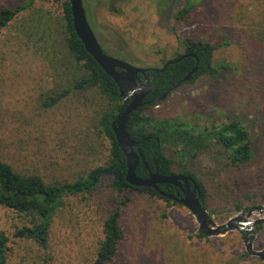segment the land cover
<instances>
[{
  "label": "rangeland",
  "instance_id": "1",
  "mask_svg": "<svg viewBox=\"0 0 264 264\" xmlns=\"http://www.w3.org/2000/svg\"><path fill=\"white\" fill-rule=\"evenodd\" d=\"M63 1L0 0V10L29 4L0 32V161L46 183L82 179L104 167L110 154L100 124L108 102L95 88L73 89L81 73L64 45ZM101 1L85 0L84 8L100 46L135 67L160 69L190 40H229L213 53V66L228 70L179 86L144 115L196 128L239 121L252 142L251 163L229 169L211 150L199 160L201 169L191 170L215 227L237 217L264 220V0H202L197 7L203 19L183 22L172 17L186 0H125L119 15ZM67 90L54 108L43 107L45 99ZM122 202L123 240L109 264H264L246 253L241 231L200 237L196 219L181 205L139 192L113 193L108 181L90 194L63 199L47 250L14 237L30 218L0 208L6 264H91L104 221ZM257 227L253 250L261 252L264 224Z\"/></svg>",
  "mask_w": 264,
  "mask_h": 264
},
{
  "label": "trees",
  "instance_id": "2",
  "mask_svg": "<svg viewBox=\"0 0 264 264\" xmlns=\"http://www.w3.org/2000/svg\"><path fill=\"white\" fill-rule=\"evenodd\" d=\"M47 1L60 2L61 0ZM124 1L103 0L100 5L106 7L110 13L119 15L121 14L120 5ZM199 1L202 2V0H186L172 19L175 22L202 20L204 16L197 7ZM82 2L85 8V0ZM28 7L27 2L14 10H0V32L15 21L19 14L27 10ZM61 17L64 23V45L68 56L79 66L81 73V76L75 81L73 89L84 91L95 88L109 104L110 109L102 116L100 124L110 142V154L104 167L91 170L84 178L73 183H46L38 175L19 174L9 164L0 161V208L30 218L31 223L16 229L13 235L17 239L32 240L42 250L48 249L51 223L55 213L61 207L63 199L67 196L90 194L103 181H108L110 191L113 193L139 192L177 205L169 199L160 197L153 189L136 188L126 182L125 157L118 148L110 128L116 115L124 109L118 88L85 51L77 38L72 27L68 1L62 2ZM216 41H220V43L212 40H190L185 46L184 55L178 54L171 59L177 60L185 56L180 62L167 66L166 70L159 74L151 72L153 81L149 84L155 86L157 92L143 100L142 107L130 115L126 125L129 137L138 143L144 157V163L139 162L135 175L140 179H146L149 172H157L161 176L183 175L192 178L199 187V202L205 211L206 192L191 169L196 166L201 169L199 160L209 154L211 150L217 152L216 155L221 158L219 164H223L226 168L236 169L249 165L253 159V147L247 130L239 121L233 119L208 128H196L181 122L154 121L145 116L144 111L154 105L152 101L155 98L176 86L196 66L197 72L188 83H193L204 76L217 78L228 70L223 65L213 66V53L223 46H228L229 40L221 36ZM102 50L104 51L103 48ZM187 55L196 56L197 63L193 57ZM70 92L71 90L63 91L45 99L43 107L54 108ZM174 168H176V172ZM158 189L166 195L176 196L170 185H160ZM124 205V202L119 204L105 219L103 240L99 243L95 259L91 264H109L114 261L118 246L123 240L120 215ZM163 218H166V215H163ZM257 229L259 227L255 228V230ZM198 236L203 237L201 234ZM7 242V237L0 235V264H6Z\"/></svg>",
  "mask_w": 264,
  "mask_h": 264
},
{
  "label": "water",
  "instance_id": "3",
  "mask_svg": "<svg viewBox=\"0 0 264 264\" xmlns=\"http://www.w3.org/2000/svg\"><path fill=\"white\" fill-rule=\"evenodd\" d=\"M68 3L72 17V27L77 38L99 68L113 80L118 88L119 97L123 102L124 109L116 115L115 119L110 124V128L118 148L125 157L127 170L126 182L136 188L153 189L160 197L174 201L184 207L196 219L199 226L198 231L205 237L224 235L234 230L241 231L245 235L244 245L246 253L264 261V249L261 252L253 250L255 228L264 224V220L249 222L245 221L242 217H237L231 219L224 225L215 227L210 221L208 213L202 208L199 202L200 190L192 178L183 175L161 176L157 172H149L146 179H140L135 175L139 162L141 161L144 163V157L142 156L138 143L134 142L129 137L126 131V125L130 115L142 107L143 100L154 92V87L148 84L149 77L147 74L149 72L159 74V72L166 70L167 66L180 62L185 56L177 60H169L162 69L139 68L112 57L102 50L87 20L82 0H68ZM187 56L193 57L197 63L196 56ZM196 72L197 66L176 86L154 100L153 104L156 105L163 101L172 90L178 88L182 84L188 83ZM145 168H147L146 165ZM160 185H170L177 188L181 191L182 196L180 198H175L171 195H166L159 191L158 186Z\"/></svg>",
  "mask_w": 264,
  "mask_h": 264
},
{
  "label": "flooded vegetation",
  "instance_id": "4",
  "mask_svg": "<svg viewBox=\"0 0 264 264\" xmlns=\"http://www.w3.org/2000/svg\"><path fill=\"white\" fill-rule=\"evenodd\" d=\"M182 55H184V53L182 54ZM168 62V61H167ZM166 62V63H167ZM165 64H163V66H164ZM163 66L161 67V68H163ZM150 73L151 72H149L147 75H148V77H149V81H148V84L149 83H151L152 81H153V79H152V77H151V75H150ZM154 73V72H153ZM150 85V84H149ZM150 86H152V85H150ZM152 87H154V92L152 93V94H154V93H156L157 91H156V88H155V86H152ZM165 94V93H164ZM151 95V94H150ZM149 96V95H148ZM162 96V95H161ZM160 97V96H159ZM159 97H157V98H155L154 100H156V99H158ZM153 100V101H154ZM152 101V102H153ZM149 174V173H148ZM148 177V176H147ZM173 189H174V191H175V198H180L181 196H182V194H181V191L179 190V189H177V188H174L173 187ZM172 202H174V201H172ZM176 203V202H175ZM176 204H178V203H176Z\"/></svg>",
  "mask_w": 264,
  "mask_h": 264
}]
</instances>
